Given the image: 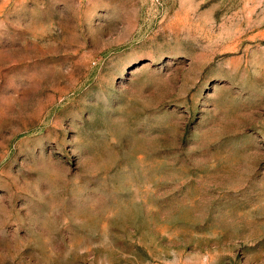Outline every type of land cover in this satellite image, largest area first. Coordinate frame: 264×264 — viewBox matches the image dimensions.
<instances>
[{
    "label": "rangeland",
    "instance_id": "obj_1",
    "mask_svg": "<svg viewBox=\"0 0 264 264\" xmlns=\"http://www.w3.org/2000/svg\"><path fill=\"white\" fill-rule=\"evenodd\" d=\"M0 264H264V0H0Z\"/></svg>",
    "mask_w": 264,
    "mask_h": 264
}]
</instances>
